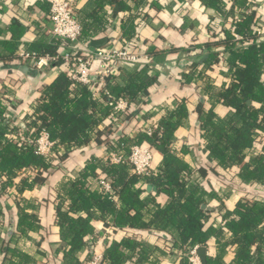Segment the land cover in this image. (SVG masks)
<instances>
[{"label": "crops", "instance_id": "1", "mask_svg": "<svg viewBox=\"0 0 264 264\" xmlns=\"http://www.w3.org/2000/svg\"><path fill=\"white\" fill-rule=\"evenodd\" d=\"M118 1L130 8L120 9L119 3L111 0H102L103 6L100 8L98 0H74L75 13L83 31L91 29L89 45L93 40L105 39L101 47H125L149 55L145 61L121 64L114 78L120 85H125L132 76L141 77L147 82L146 93L138 95L134 116L126 122H120L118 132L120 135L134 137L145 128H157L167 110L176 108L185 100L188 115L174 132L172 148L178 157L189 164L191 173L206 192L212 193L206 196L207 207L212 213L208 220L210 234L205 246L206 257L216 256L220 248L218 243L232 239L231 233L224 226L223 212L226 209L233 210L241 197L264 198V184L255 182L246 185L241 182L239 165L224 168L210 157L198 112L200 102L204 112L214 106V121L224 126L233 111L230 106L216 101L218 93L233 79L228 53L222 44L212 43L207 46L205 42L217 40L222 34L220 27L229 28L236 13L221 14L201 0H144L139 6H136L134 0ZM233 1L223 2L226 8L235 4L246 8L255 3V24L264 22V0H244L246 3ZM49 8L45 0H0V99L13 97L16 109L13 119L31 129L35 120L33 112L42 97L43 88L65 66L59 64L38 69L37 74L31 75L19 69L27 63L18 64L16 54L21 50H55L57 44L59 54L72 48L71 44L51 34ZM218 20L221 21L216 23ZM211 52H217L219 59L208 64ZM97 67L98 62H95L94 68ZM260 80L264 82L263 75ZM248 103L259 106L251 99ZM105 114H109V111L104 110L102 115ZM107 122L108 119L96 130L104 128ZM90 137L88 144L69 151L58 166L51 167L45 182L37 183L22 192L18 191L15 184L0 195L3 211L0 219V264H82L94 253L104 256L112 242L126 240H129L128 244L122 245V254L113 264H182V258H186L184 249L179 246V242L176 243L178 236L170 225L165 229H157L154 224L149 229H138L126 223L117 224L113 219L105 224L97 216L91 219L92 229L84 236L82 249L75 256L69 253L71 225L62 228L57 215L58 206L67 211L70 205V199L63 195L62 185L78 178L92 160L100 164L97 167L99 175H104L102 166L106 161L107 148L96 141V131ZM110 138L117 144L113 134ZM263 146L264 130H260L256 132L254 145L247 150L246 160L261 153ZM162 162L163 154L155 149L153 170L157 171ZM200 163L205 164L207 172L202 173L198 169ZM30 172H20L15 183L19 184L24 177L31 180L37 174ZM219 173L224 180L233 181L246 190H226ZM4 179L5 176H0V183ZM148 184L152 183L142 186L145 191L141 196L154 197L157 203L165 206L169 196L164 192L157 193V188L149 191ZM114 200L118 208L125 206L117 195ZM21 209L36 217V226L24 232L18 227ZM70 214L74 217L88 216L85 211ZM150 217L149 213L145 215L146 220ZM171 239L175 242L173 245ZM256 246H252L254 251ZM235 254L236 246L228 243L220 255L223 264H230Z\"/></svg>", "mask_w": 264, "mask_h": 264}, {"label": "trees", "instance_id": "2", "mask_svg": "<svg viewBox=\"0 0 264 264\" xmlns=\"http://www.w3.org/2000/svg\"><path fill=\"white\" fill-rule=\"evenodd\" d=\"M111 1L118 2L120 9L130 8L122 1ZM134 1L136 6H139L144 0ZM201 1L221 14L234 15L236 12L235 5L227 11L224 0ZM233 2L236 3L237 0ZM242 2L246 3L240 0V3ZM97 5L98 8L102 7V0H98ZM251 6L250 13L244 14L239 19L234 16L229 28L221 29L222 34L217 40L205 42L207 46L212 43L222 44L228 53V63L233 68V79L218 93L216 101L230 106L233 111L223 126L214 121L216 116L214 106L208 112H204L201 102L198 105L200 124L205 131L204 136L207 139L210 157L224 168L239 165V177L246 185L255 182L264 184V146L261 153L246 160L247 150L256 140V132L264 130V82L260 80L264 41L258 40L255 33L257 8L255 3ZM91 14L93 15L94 12ZM89 29L87 28L81 35L83 42L88 43L92 38L91 29ZM231 29L241 34L243 38L235 40ZM217 33L218 30L215 31V34ZM57 45L55 50L30 52L39 55L59 54ZM15 57L18 64L22 63L19 53ZM218 59V53L211 52L208 64ZM26 63L34 67L32 61L29 60ZM59 64H63L65 68L43 88L42 97L33 112L35 120L32 132L39 134L42 129H47L50 136L59 140L65 147L64 152L57 161L54 159L47 161L45 157L37 154L34 146L10 140L7 133L11 128V122L4 121L7 102L3 98L0 99V176H5L0 183V195L15 184L18 191L22 192L33 188L37 183L45 182L50 168L58 166L69 151L88 144L91 133L95 131L98 144H104L108 150L119 148L128 153L133 145L147 143L163 154V162L157 171L142 175L137 174L130 166L110 163L107 159L103 162L104 174L114 180L116 194L125 203L123 208H118L114 199L89 183L93 177L99 175L97 167L100 164L93 160L86 165L78 178L63 183V195L70 199V205L67 211H63L58 206L57 215L58 223L62 228L64 225H71L69 253L75 256L82 249L85 244L83 238L92 229L91 219L94 216L101 218L105 224H109L110 219H113L117 224L126 223L138 229H149L153 224L158 227L157 229L160 227L165 229L170 225L177 233L176 243L179 242L182 249L197 243L206 245L210 234L208 220L212 212L210 208L203 205L207 203V194L212 193L206 192L200 185V181L198 182L191 173L189 164L178 157L172 148L174 132L188 115L185 100L181 101L176 108L167 110L157 128L151 127V131L145 128L134 137L120 135L118 124L134 116L138 107V95L146 93L147 82H144L141 77L132 76L125 85H120L115 82L116 73H110L106 80L107 89L112 97L127 99L130 102L125 112L114 114L111 106L108 105L107 96H93V87L97 86L95 79L90 83L74 81L66 70L69 64L58 60L52 65ZM101 90L103 91L102 87ZM249 99L258 103L259 106L248 103ZM104 110L109 111V114L102 115ZM106 119L108 122L105 127L96 130ZM30 129L29 127L27 130ZM112 134L117 144L111 141ZM29 167L39 168L35 177L31 180L24 177L19 184L15 183L17 175ZM198 169L205 173L208 168L204 163H200ZM212 170L217 172L215 169ZM219 176L225 187L246 190L233 181L224 180L220 173ZM147 183L156 185L157 193L164 192L169 196L165 206L157 203L154 197L141 196L145 191L142 186ZM221 201H223L222 197ZM21 211L18 222L20 230L24 232L34 228L36 217L24 209ZM79 211L87 212L88 216L74 217L70 214V212L76 214ZM147 213L151 214L149 220L145 218ZM2 215L0 204V219ZM222 215L224 226L231 233L232 239L223 243L220 241L218 255L207 256L204 264H223L220 255L228 243L236 246L235 258L230 264H264V198L259 200L241 197L233 210L226 209ZM171 241L173 245L175 242L173 239ZM128 242L129 240L112 242L105 251V261H108V264L118 261L122 254V245ZM253 245H257L256 251L252 249ZM181 262L190 264L187 257L182 258Z\"/></svg>", "mask_w": 264, "mask_h": 264}, {"label": "built area", "instance_id": "3", "mask_svg": "<svg viewBox=\"0 0 264 264\" xmlns=\"http://www.w3.org/2000/svg\"><path fill=\"white\" fill-rule=\"evenodd\" d=\"M45 1H47L50 6L48 19L52 24L50 28L51 34L71 44L72 48L64 54L53 55H39L35 52L21 50L19 56L22 62L26 63L30 60L34 64V67L40 70L51 66L55 67V65H52L53 62L63 60L65 63L69 64V68H66V70H68L70 78L82 83H90L94 77L97 76V86L94 85L93 87V96H107L108 105L111 106V110L114 114L125 112L129 108L130 102L127 99L112 97L107 89L106 77L112 72L118 74L121 64L145 61L149 59V55L147 53H138L125 47L116 46L99 47L91 50L89 42H83L81 39L83 26L76 16L74 0ZM231 7L232 6L227 7V10ZM234 9L236 10L235 17L239 19L243 17L244 14L250 13L252 11V6L240 8L235 4ZM219 21L221 20L216 21V23ZM220 29H222V27H220ZM255 31L258 40L264 41V22H258ZM231 32L235 40H241L243 38L241 34L234 32L232 29ZM95 62H98L97 68H94ZM261 72L264 79V58L262 60ZM6 102L7 111L4 116V121L11 122V128L7 133L8 138L20 144L34 146L37 154L45 157L47 161L53 159L57 161L64 152V146L60 141L53 139L47 129H42L39 134H33V129L27 130V127H23L20 122L13 119L16 113L14 98L8 97ZM148 130L151 131V128H148ZM154 150L155 149L147 143L133 145L128 153H125L119 148L112 150L107 149L106 159L110 163L130 166L137 174L146 175L154 171ZM22 171H31L30 174H32L33 171L38 172L39 168L29 167ZM113 181L112 177L104 174L93 177L89 183L98 188L109 198L114 199L117 194ZM225 189H230L233 192L236 190L229 187H225ZM200 246L202 245L197 243L184 249L183 254L187 257L190 264H204L198 254ZM83 264H105V259L103 254L94 253L90 258L86 259Z\"/></svg>", "mask_w": 264, "mask_h": 264}, {"label": "water", "instance_id": "4", "mask_svg": "<svg viewBox=\"0 0 264 264\" xmlns=\"http://www.w3.org/2000/svg\"><path fill=\"white\" fill-rule=\"evenodd\" d=\"M105 41V39H97V40H93L90 44V49L94 50L95 48H99L101 47V45L103 44V42ZM263 58H264V54H263ZM20 70H22L24 73H28L31 75H35L37 74L38 69L35 67H31L28 64H23L19 67ZM147 189L149 191H151L152 189H156L155 186H153L152 184H148ZM203 207H207V204H204ZM198 254L201 257L202 261L205 262L206 261V254H207V247L205 245L200 246L199 250H198Z\"/></svg>", "mask_w": 264, "mask_h": 264}]
</instances>
